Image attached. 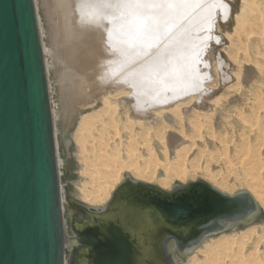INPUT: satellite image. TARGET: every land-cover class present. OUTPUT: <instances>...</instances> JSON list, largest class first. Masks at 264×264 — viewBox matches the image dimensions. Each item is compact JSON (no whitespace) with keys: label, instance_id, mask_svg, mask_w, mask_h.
Returning a JSON list of instances; mask_svg holds the SVG:
<instances>
[{"label":"water","instance_id":"obj_1","mask_svg":"<svg viewBox=\"0 0 264 264\" xmlns=\"http://www.w3.org/2000/svg\"><path fill=\"white\" fill-rule=\"evenodd\" d=\"M58 168L35 0H0V264H180L260 214L245 190L125 174L101 208L66 199L67 225Z\"/></svg>","mask_w":264,"mask_h":264},{"label":"rangeland","instance_id":"obj_2","mask_svg":"<svg viewBox=\"0 0 264 264\" xmlns=\"http://www.w3.org/2000/svg\"><path fill=\"white\" fill-rule=\"evenodd\" d=\"M53 1L35 0V6L44 58L49 67L47 80L67 225L66 199L85 206H103L112 188L125 174L165 191L174 184L202 179L227 195L245 190L258 197L256 188L264 186V168L257 167L252 171L254 182H251V175L246 173L249 167L243 164L237 151L243 139L249 140L246 137H250L248 127L252 124H257L264 134V110L260 109L263 106L260 100H264V63L255 64V57L244 52L247 41L236 42L238 32L235 34L234 27L240 0L228 1L231 19H219L216 31L212 32L220 39L214 42L210 54L207 52L210 69L217 68L215 73L211 70L215 84L207 99L197 103L185 98L170 107L160 108L156 114L135 109L134 104L127 101L130 95L126 88H121L123 84L108 81L106 77L87 80L86 87H81L84 91L76 90V83L84 80L83 77L65 76V66L56 46L62 33L54 27ZM258 30L251 28L252 33L258 34ZM259 58L264 60V52ZM114 86L119 89L114 90ZM111 100L126 105V111L122 104L119 106L121 120H116L118 126L113 124L107 109ZM174 106L177 110L172 111ZM166 113L174 118V124ZM80 117L82 123L78 127ZM87 122L93 125L84 132ZM187 125L194 132L189 133ZM121 129L128 132L125 140ZM172 133L187 139L178 149L183 160L180 166L170 161L173 158L167 137ZM246 146L259 151L264 165V145H260L257 135L252 136ZM178 170L183 173L177 175ZM79 192L85 193L87 198ZM259 209L260 215L253 223L219 234L218 242L195 250L194 255L193 252L185 257L180 264H238L240 260L244 264H264L261 259L255 260L259 252H264V204L261 200Z\"/></svg>","mask_w":264,"mask_h":264},{"label":"bare ground","instance_id":"obj_3","mask_svg":"<svg viewBox=\"0 0 264 264\" xmlns=\"http://www.w3.org/2000/svg\"><path fill=\"white\" fill-rule=\"evenodd\" d=\"M228 1L54 0L53 23L58 32L62 33L56 46L60 52L59 59L65 66V76L83 77L84 81H78L75 85L78 92L84 91L81 87H86L84 83L87 80H96L98 77L123 84L121 88H126L130 95L127 101L132 102L140 112L147 111L150 114H156L160 108L170 107L185 98L202 103L215 84L211 70L215 73L217 68L210 69L208 56L214 42L220 39L212 33L217 29V21L231 19ZM255 27L259 29L258 34L251 32V28ZM234 31L235 34L238 32L237 44L248 42L244 46V52L255 57L253 62L264 63L263 58H259V54L264 52V0H240ZM249 33L252 35L249 36ZM43 53L45 55V49ZM48 69L46 64L47 72ZM114 88L119 89L117 86ZM260 101L263 105L260 109L264 110V100ZM121 104L126 111L125 103H119L118 100H111L107 104L114 125H117V119L121 120ZM174 107L172 111L177 110ZM251 113L252 110L249 111L250 115ZM166 117L172 124L175 123L170 114L166 113ZM81 123L80 117L77 126L80 127ZM92 125V122H87L84 132ZM257 126L252 124L248 127L250 137L246 138L251 140L252 136L257 135L262 146L264 134ZM186 128L189 133L194 132L189 125ZM121 131L122 138L127 139L128 132L124 129ZM249 140L243 139L237 152L242 156L243 164L249 167L246 173L251 175V182H254L252 171L257 167L263 169L264 165L260 161L259 151L246 146ZM186 142L187 139L173 133L168 135L167 145L171 151L170 157L174 159L170 161L174 165L180 166L182 163L178 149ZM155 144L159 145L157 141ZM176 173L180 175L183 170ZM162 175L165 176L164 173ZM120 183L112 188L105 204ZM212 187L217 189L213 185ZM256 189L258 197L249 193L258 205L259 200L264 204L263 184ZM79 194L87 198L85 193ZM217 236L219 235L208 237L203 241V246L196 250L202 249L206 244L218 242ZM195 253L194 251L193 255ZM259 254L255 260L264 261V252ZM238 264L244 263L240 260Z\"/></svg>","mask_w":264,"mask_h":264},{"label":"flooded vegetation","instance_id":"obj_4","mask_svg":"<svg viewBox=\"0 0 264 264\" xmlns=\"http://www.w3.org/2000/svg\"><path fill=\"white\" fill-rule=\"evenodd\" d=\"M171 189V188H170ZM69 222H70V216H69V220H68ZM69 222H68V224H69ZM177 255H176V253H175V258H177V260L179 259L178 258V256L176 257Z\"/></svg>","mask_w":264,"mask_h":264}]
</instances>
